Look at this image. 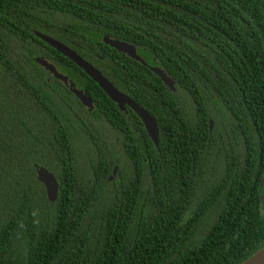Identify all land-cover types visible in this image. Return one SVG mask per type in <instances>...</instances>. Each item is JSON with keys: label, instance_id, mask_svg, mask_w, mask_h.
I'll return each mask as SVG.
<instances>
[{"label": "trees", "instance_id": "1", "mask_svg": "<svg viewBox=\"0 0 264 264\" xmlns=\"http://www.w3.org/2000/svg\"><path fill=\"white\" fill-rule=\"evenodd\" d=\"M29 1L0 0V264H238L264 246V0ZM32 30L149 112L158 146ZM103 36L133 44L175 91ZM38 56L87 92L90 113L71 94L48 93L59 82L41 79ZM67 105L82 110L84 129ZM34 164L54 175L55 201Z\"/></svg>", "mask_w": 264, "mask_h": 264}, {"label": "water", "instance_id": "2", "mask_svg": "<svg viewBox=\"0 0 264 264\" xmlns=\"http://www.w3.org/2000/svg\"><path fill=\"white\" fill-rule=\"evenodd\" d=\"M32 33L63 56L70 59L76 66L84 71L86 75L108 96V98L116 104L119 110H125L126 107L130 108L139 117L150 141L154 146H158L159 129L156 120L149 114V112L132 100L128 95L118 90L97 68L82 58L75 50L40 31L32 30ZM102 42L147 67L168 87L170 91H175L173 79H171L159 66L147 64L137 53L133 44L108 36H103ZM34 60L45 70L49 71L55 78L61 80L64 84L67 83V77L60 73L52 63L41 56L35 57ZM68 88L82 105L88 108L93 106L91 97L84 89L76 88L73 82H69ZM211 126L212 122L211 119H209V130L211 129ZM34 168L37 180L44 187L46 199L50 202L55 201L57 197L58 183L54 175L42 165L34 164ZM116 169L117 167L114 166L109 180L114 178ZM238 264H264V246Z\"/></svg>", "mask_w": 264, "mask_h": 264}, {"label": "flooded vegetation", "instance_id": "3", "mask_svg": "<svg viewBox=\"0 0 264 264\" xmlns=\"http://www.w3.org/2000/svg\"><path fill=\"white\" fill-rule=\"evenodd\" d=\"M29 2H30V3H29L30 7H32L33 5H35V4L37 3V1H35V0H32V1L30 0ZM40 6H41V5H40ZM38 65H39V64H38ZM39 66H40V65H39ZM41 68L44 70V75L41 76V79H44V80L47 81V82H50L51 80H53L54 82H57V81L59 82L58 84L45 86V87L48 88V91H49L48 93H50V94L55 93V97H57V98H60V97H61L60 94H63V97H64V94H65L66 96H68V94H71L73 97L76 98V96H75V95L71 92V90L68 88V84H69V82H71V79L68 78L67 75H66L65 73H63L62 71L58 70L60 73H62L63 75H65V76L67 77V83H66V84H64L61 80L55 78V77H54L49 71L45 70L42 66H41ZM59 84H60V86H61V89H60L61 91H60V92H58V91H56V90L54 89V88L58 87ZM79 89H80V88H79ZM76 99H77V98H76ZM77 101L79 102L81 108H82L83 110H85V111H84L85 114L90 113V112L94 109V107H95V105L93 104L92 107L88 108V107L82 105L81 102H80L78 99H77ZM60 106H61V104H60ZM67 106H68V105H67ZM73 106H74V105H71V106H68V107H70V108H74ZM61 107H62L63 110H65V109H64V106H61ZM127 108H128V107H126L125 110H122V112H124L125 114H127V113H128ZM129 109H130V108H129ZM57 110H60V108L58 107ZM74 112H76V113H75V114H76L75 117L77 118L76 125H78L80 129H84V128H85V124H84L85 118L83 117V112H82V110L79 111V110H77V109L74 108ZM66 114H67V113H66ZM67 118H68V117H67ZM68 119H69V118H68ZM129 119H130V117H127V118H126L127 121H128ZM70 121L73 122L74 119H71V118H70ZM68 122H69V121H68ZM80 126H83L84 128H81ZM136 142H137V139H136ZM114 166L117 167V165H114ZM114 166H113V167H114ZM113 167H112V169H113ZM112 169H111L110 174L107 176V179H106L107 181L112 180V179L109 180V177H110V175H111V173H112Z\"/></svg>", "mask_w": 264, "mask_h": 264}, {"label": "rangeland", "instance_id": "4", "mask_svg": "<svg viewBox=\"0 0 264 264\" xmlns=\"http://www.w3.org/2000/svg\"><path fill=\"white\" fill-rule=\"evenodd\" d=\"M18 43L15 41V40H8V47L9 48H11V50L14 52L13 53V55L14 56H16V54H17V51L16 50H19V51H21L20 50V47L17 45ZM185 108H186V106H185ZM187 111H188V113H189V115H187V117L190 119V120H192V121H194L195 122V118H196V112H195V109L194 108H192V107H188L187 108ZM222 122V119H219V122ZM211 122H212V126H211V128L213 129L214 128V123H216V122H214L213 123V121L211 120ZM105 132H106V135H107V137H109V135L112 133L110 130H108V129H106L105 130ZM81 144H85V142L83 141V142H80ZM218 159L219 158H217L216 156H214L213 155V158H212V156L209 154V163L211 164V165H213V163H216L217 161H218ZM125 159L123 158V162L121 163V166H122V170H128V166L126 165V163H125V161H124ZM78 169H79V172H80V177H81V179H86L85 178V176H86V173H87V171H88V168H89V161H87V156L85 155V154H83V156H82V158H80L79 157V159H78ZM210 164H208V171H211V165ZM118 169V168H117ZM117 169H116V172H117ZM116 172H115V174H116ZM115 176V175H114ZM213 177V176H212ZM211 177V178H212ZM144 183H143V190H144V192L146 193V194H148L147 192H146V190H147V188H148V180H149V176H148V174H145L144 175ZM214 179H212L211 181H210V183L213 181Z\"/></svg>", "mask_w": 264, "mask_h": 264}, {"label": "clouds", "instance_id": "5", "mask_svg": "<svg viewBox=\"0 0 264 264\" xmlns=\"http://www.w3.org/2000/svg\"><path fill=\"white\" fill-rule=\"evenodd\" d=\"M93 102V101H92Z\"/></svg>", "mask_w": 264, "mask_h": 264}]
</instances>
